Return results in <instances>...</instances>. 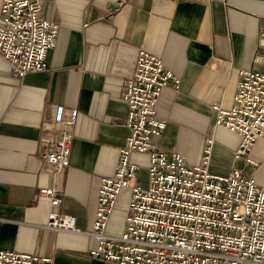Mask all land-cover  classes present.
I'll return each mask as SVG.
<instances>
[{
	"label": "crops",
	"instance_id": "1",
	"mask_svg": "<svg viewBox=\"0 0 264 264\" xmlns=\"http://www.w3.org/2000/svg\"><path fill=\"white\" fill-rule=\"evenodd\" d=\"M42 11L60 25L45 69L15 77L0 57V250L48 256L52 264H118L89 255L92 236L47 228L53 207L39 189H56V210L73 215L80 231L91 229L100 180L115 173L130 134L121 93L140 48L181 81L159 95L165 128L154 138L157 148L195 166L211 138V173L226 176L236 166L264 186V134L249 151L255 164L235 159L239 136L216 124L212 109L233 105L242 70L264 72V0H43ZM55 105L78 114L63 128L71 133L70 163L60 170L42 158L62 136L50 126ZM129 157L145 185L150 157ZM130 192L116 199L111 236L123 232Z\"/></svg>",
	"mask_w": 264,
	"mask_h": 264
},
{
	"label": "built area",
	"instance_id": "2",
	"mask_svg": "<svg viewBox=\"0 0 264 264\" xmlns=\"http://www.w3.org/2000/svg\"><path fill=\"white\" fill-rule=\"evenodd\" d=\"M42 7L43 0H2L0 57L15 77L45 69L46 53L56 44L60 25L45 18ZM137 53L134 73L121 93L130 134L119 148L115 173L100 180L91 229L80 231L73 215L56 210L61 198L54 188L39 189L53 207L45 226L92 236L89 255L118 264H264V186L236 166L226 176L211 173V138L195 166L178 151L157 148L154 138L165 128L156 112L159 95L168 85L178 90L181 81L156 55L141 48ZM240 76L233 105L213 104L212 109L215 123L239 136L234 158L255 164L249 151L264 134V72L242 70ZM51 115L50 126L63 129L78 114L55 105ZM70 143L71 133L63 129L54 147L42 154L50 169L69 165ZM131 152L150 157L145 185L138 183ZM126 188L131 192L123 232L111 236L106 232L109 216ZM0 264H52V259L0 250Z\"/></svg>",
	"mask_w": 264,
	"mask_h": 264
}]
</instances>
